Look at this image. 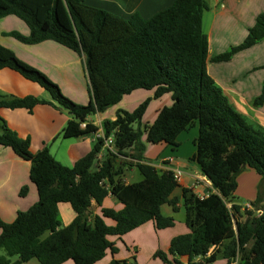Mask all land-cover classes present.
I'll list each match as a JSON object with an SVG mask.
<instances>
[{
  "label": "trees",
  "instance_id": "16d2710c",
  "mask_svg": "<svg viewBox=\"0 0 264 264\" xmlns=\"http://www.w3.org/2000/svg\"><path fill=\"white\" fill-rule=\"evenodd\" d=\"M208 9L206 0H176L146 20L139 14L124 19L89 6L86 0H0V19L17 16L30 29L29 36L13 32L14 38L28 45L54 41L85 57L92 93L88 105L74 102L46 74L0 43V71L9 68L20 73L52 99L2 96L0 108L32 113L38 105L49 104L68 111L72 120L60 136L69 139L97 133L99 128L88 119L136 90H155L153 99L171 94L173 100L152 125L142 123L152 98L133 112H118L114 121L103 123L105 137L73 168L57 161L47 147L33 153L30 140L20 138L1 119L0 147L11 148L31 163L30 179L39 200L28 211L19 212L15 222H0V264H26L33 259L41 264H98L108 253L118 252L111 237L122 238L151 221L159 229L173 226L174 220L164 217L161 208L168 204L177 210L171 196L179 183L172 172L160 173L155 166L142 163L146 151L142 138L146 134L150 144L178 147L179 136L196 122L199 137L192 160L216 193L199 200L195 208L204 230L202 241L192 235L179 236L170 254L188 257V264H214L219 256L228 264L238 257L240 264H264V207L244 212L240 206L229 207L238 188L237 178L245 169L256 171L264 181V133L236 111L208 72L209 42L203 31ZM263 39L261 14L246 40L214 61H229ZM263 104L264 88L255 101L256 106ZM111 136L114 151L108 149L99 164L98 156ZM130 167H136L143 179L128 185L122 176ZM28 192L24 187L21 196ZM110 194L124 205L122 210L103 207ZM93 200L101 214L91 222ZM259 203L260 198L254 206ZM60 204H69L76 213L69 226L63 227L59 219ZM212 247L216 250L208 257ZM14 257L18 259L13 261ZM155 257L174 264L162 251ZM110 264L128 262L112 260Z\"/></svg>",
  "mask_w": 264,
  "mask_h": 264
},
{
  "label": "crops",
  "instance_id": "0c3cea01",
  "mask_svg": "<svg viewBox=\"0 0 264 264\" xmlns=\"http://www.w3.org/2000/svg\"><path fill=\"white\" fill-rule=\"evenodd\" d=\"M175 1L86 0V3L124 19L139 14L143 19L149 20L170 8ZM206 2L209 9L203 15V31L209 42L208 72L236 111L250 125L264 133V104L255 105L264 88V39L253 47L235 54L229 61H214L216 57L230 52L233 47L241 45L246 40L258 16L264 14V0H206ZM13 32L24 36L30 35L28 25L17 16L11 15L0 19V43L4 47L12 50L22 61L46 74L74 102L80 105H88L91 102L90 79L84 56L54 41L35 45L24 44L12 36ZM154 95L155 90L140 89L125 96L119 104L88 119V123L99 128L97 133L79 138L64 139L60 136L72 120V116L69 112L49 104L38 105L32 113L26 109L0 108V120H4L20 138L29 139L33 153H38L47 147L57 161L68 168H73L80 159L92 151L98 139L105 137L103 129L105 121H114L120 111H135L144 101L153 99ZM2 96L17 98L34 96L52 101L44 88L9 68L0 71V97ZM172 105L171 94L153 99L142 121L143 125H152L159 112ZM198 137L197 122L179 136L178 147L166 143L150 144L144 134L142 141L146 145V151L142 163L155 166L160 173L174 171L183 173L178 182L179 187L171 196L172 200L177 201V210L168 204L161 208L162 215L172 218L174 224L159 229L155 222L151 221L122 238L111 237L110 240L115 243L118 252L108 253L107 257L98 264H110L112 260L133 264L130 259H135L136 264H166L155 257L158 251L166 253L174 264L176 262L188 264V257L170 254L172 242L175 238L184 235H192L194 240L202 241L204 230L195 217V208L199 200L216 193L199 165L192 160L197 150L195 143ZM107 150L108 148L104 147L98 156L99 164L104 161ZM111 150L114 151L113 146ZM122 159L128 163L132 162L128 158ZM136 170H138L136 167L127 168L122 180L128 185L137 183L134 181ZM30 171V162L21 159L11 148L0 147V222L7 224L15 222L19 212L28 211L38 202L37 187L30 179ZM237 182L235 198L229 207L240 206L242 212L262 209L264 181L261 176L247 168L238 176ZM24 187H28L29 192L27 196L22 197L21 191ZM258 198L261 199V203L255 207ZM103 207L119 211L124 205L116 196L110 194ZM100 214L101 208L93 200L89 213L90 221L93 222ZM75 218L76 213L69 204L59 205V219L63 227L69 226ZM245 219L244 216L242 220ZM106 222L108 225H114L111 220ZM1 232L0 228V235ZM130 248L132 252H129ZM123 249L126 251L124 252ZM215 250L216 247H212L208 257ZM32 262L33 260L26 264ZM240 262L238 257L231 264H240ZM65 264H74V262L69 261ZM214 264H228V260L219 256Z\"/></svg>",
  "mask_w": 264,
  "mask_h": 264
},
{
  "label": "built area",
  "instance_id": "2783aa9c",
  "mask_svg": "<svg viewBox=\"0 0 264 264\" xmlns=\"http://www.w3.org/2000/svg\"><path fill=\"white\" fill-rule=\"evenodd\" d=\"M82 127L85 128L86 124H82ZM113 143H114V137L111 136L109 139L106 140L104 147L111 149L113 146ZM172 173L174 174L176 181L179 182L183 176V173L181 171H174ZM258 213H259V215H262V211H259Z\"/></svg>",
  "mask_w": 264,
  "mask_h": 264
},
{
  "label": "rangeland",
  "instance_id": "374dc122",
  "mask_svg": "<svg viewBox=\"0 0 264 264\" xmlns=\"http://www.w3.org/2000/svg\"><path fill=\"white\" fill-rule=\"evenodd\" d=\"M150 106V105H149ZM149 108V107H148ZM148 110V109H147ZM147 112V111H146ZM144 119V118H143ZM0 122H1V120H0ZM0 133H2V127H1V125H0ZM143 179V177H142V175H141V173L138 171V170H136V174H135V182H138V181H140V180H142ZM124 247H126L125 245H124ZM126 249V248H125ZM125 249H123V251L125 252L126 250ZM128 251V250H127ZM133 250L130 248L129 249V252H132ZM135 253V252H134ZM18 259V257H14L13 258V260H17ZM134 261H135V259L133 260V259H130V262H132L133 264H134ZM40 264V262L38 261V260H36V259H33V262L31 263V264Z\"/></svg>",
  "mask_w": 264,
  "mask_h": 264
},
{
  "label": "water",
  "instance_id": "95a60500",
  "mask_svg": "<svg viewBox=\"0 0 264 264\" xmlns=\"http://www.w3.org/2000/svg\"><path fill=\"white\" fill-rule=\"evenodd\" d=\"M68 113V111H66Z\"/></svg>",
  "mask_w": 264,
  "mask_h": 264
}]
</instances>
